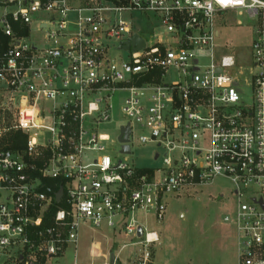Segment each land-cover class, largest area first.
Returning a JSON list of instances; mask_svg holds the SVG:
<instances>
[{"label": "built area", "instance_id": "obj_1", "mask_svg": "<svg viewBox=\"0 0 264 264\" xmlns=\"http://www.w3.org/2000/svg\"><path fill=\"white\" fill-rule=\"evenodd\" d=\"M0 10L1 264H54L69 247L73 264H94L77 258L85 225L130 240L115 264L129 246H138L129 264H152L160 236L139 212L163 220L169 195L218 176L238 199L234 218L224 217L236 264H264V0H0ZM245 14L255 21L248 88L229 73L239 58L219 43L220 27ZM33 24L47 45L28 40ZM116 105L127 121L113 136L102 126L117 121ZM17 132L25 140L16 149ZM134 137L163 147L160 168L129 163ZM115 143L124 158L109 154Z\"/></svg>", "mask_w": 264, "mask_h": 264}, {"label": "rangeland", "instance_id": "obj_2", "mask_svg": "<svg viewBox=\"0 0 264 264\" xmlns=\"http://www.w3.org/2000/svg\"><path fill=\"white\" fill-rule=\"evenodd\" d=\"M1 11V10H0ZM138 17V18H137ZM125 20H131L130 13H124ZM137 18V19H136ZM134 23L143 29L147 28V19L137 13ZM236 20L229 26L220 27L219 43L225 48L227 54H234L240 63L229 69V73L238 77L245 88L252 81L254 67L250 64V50L254 38L255 21L249 19L248 15H237ZM145 35V33H142ZM28 40L39 46L47 45L45 32L39 31L37 25L33 24ZM116 43H113L112 53L128 57V53L121 51ZM169 80L176 79L175 75H169ZM249 91L245 89L244 97H248ZM114 100H118L114 97ZM119 107L116 105L114 119L111 124H104L102 130L115 136L121 122H126V117L120 118ZM135 134H139L136 131ZM134 141L132 143V154L128 156L129 163L138 168L155 167L160 168L162 158H155V154L164 153L163 147L156 144H142ZM120 145L115 143L110 147L109 154L116 158H124L120 154ZM126 157V156H125ZM167 210L163 220H157L153 214H144L139 218L147 224L148 230H156L160 241L151 246L152 264H236L237 247L235 226L231 222H225L224 217L234 218L238 199L234 194V185L226 177L218 176L210 184L198 185L183 189L178 193L169 195L166 199ZM125 239L117 232H112L105 227L101 229L83 226L80 234L78 248V261L81 263L101 264L114 252L117 254ZM97 245H100L97 247ZM138 246H129L121 250L116 264H129L132 253ZM91 250L95 255H91ZM103 252L102 257L97 253ZM55 260V261H54ZM54 264H73L75 253L72 247L66 250L64 256ZM1 264V261H0Z\"/></svg>", "mask_w": 264, "mask_h": 264}, {"label": "water", "instance_id": "obj_3", "mask_svg": "<svg viewBox=\"0 0 264 264\" xmlns=\"http://www.w3.org/2000/svg\"><path fill=\"white\" fill-rule=\"evenodd\" d=\"M144 39L142 37H140L139 35H135L132 44L134 45V50H139L144 46ZM129 48V42H126L125 44V49ZM121 135L119 137V139L123 142H128L129 141V136H130V125L127 126H123L121 129ZM123 151L126 153H130V146L128 144H125L123 146ZM63 195V190H60L57 193V200H59L61 198V196ZM143 232V227L139 226L138 228V235L141 236ZM110 264H115V253L112 252L110 254Z\"/></svg>", "mask_w": 264, "mask_h": 264}, {"label": "trees", "instance_id": "obj_4", "mask_svg": "<svg viewBox=\"0 0 264 264\" xmlns=\"http://www.w3.org/2000/svg\"><path fill=\"white\" fill-rule=\"evenodd\" d=\"M24 140H25V135H23V133L21 132H17L11 137L10 146L16 149L20 148L23 146ZM143 171H145V169Z\"/></svg>", "mask_w": 264, "mask_h": 264}, {"label": "crops", "instance_id": "obj_5", "mask_svg": "<svg viewBox=\"0 0 264 264\" xmlns=\"http://www.w3.org/2000/svg\"><path fill=\"white\" fill-rule=\"evenodd\" d=\"M82 0H71L72 3L76 4V3H79L81 2ZM100 245H97V247H99ZM103 253V252H102Z\"/></svg>", "mask_w": 264, "mask_h": 264}, {"label": "snow or ice", "instance_id": "obj_6", "mask_svg": "<svg viewBox=\"0 0 264 264\" xmlns=\"http://www.w3.org/2000/svg\"><path fill=\"white\" fill-rule=\"evenodd\" d=\"M221 3H227L228 0H220Z\"/></svg>", "mask_w": 264, "mask_h": 264}]
</instances>
